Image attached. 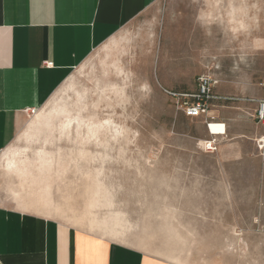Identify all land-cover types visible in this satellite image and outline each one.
<instances>
[{
    "label": "rangeland",
    "instance_id": "1",
    "mask_svg": "<svg viewBox=\"0 0 264 264\" xmlns=\"http://www.w3.org/2000/svg\"><path fill=\"white\" fill-rule=\"evenodd\" d=\"M206 73L264 97V0H161L96 47L40 107L49 125L0 152V203L184 264H264V176L249 161L224 174L169 93Z\"/></svg>",
    "mask_w": 264,
    "mask_h": 264
},
{
    "label": "crops",
    "instance_id": "2",
    "mask_svg": "<svg viewBox=\"0 0 264 264\" xmlns=\"http://www.w3.org/2000/svg\"><path fill=\"white\" fill-rule=\"evenodd\" d=\"M161 0H0V152L91 52ZM44 62L52 65L44 66ZM210 114L225 123L216 153L229 164L254 163L264 176V136L254 117L261 92L213 88ZM198 120L207 136L202 118ZM255 205L258 192L256 187ZM263 196L261 201H263ZM264 205V204H263ZM256 219V216H254ZM261 220H264L261 218ZM0 264H184L176 252L156 254L67 221L0 203Z\"/></svg>",
    "mask_w": 264,
    "mask_h": 264
},
{
    "label": "built area",
    "instance_id": "3",
    "mask_svg": "<svg viewBox=\"0 0 264 264\" xmlns=\"http://www.w3.org/2000/svg\"><path fill=\"white\" fill-rule=\"evenodd\" d=\"M44 66H51V62H44ZM219 82V79L211 74H201L197 77L196 90L193 93H172L176 98L182 97L179 103V109L182 113L190 118H202L207 136L199 141V147L204 152L216 153L219 148L220 141L226 136L225 123L217 120L214 115L210 114L211 100L215 98L213 94L214 86ZM37 108L28 109L30 117L37 113ZM254 117L260 123L264 131V98L257 100ZM264 136L259 139V147L263 146Z\"/></svg>",
    "mask_w": 264,
    "mask_h": 264
},
{
    "label": "bare ground",
    "instance_id": "4",
    "mask_svg": "<svg viewBox=\"0 0 264 264\" xmlns=\"http://www.w3.org/2000/svg\"><path fill=\"white\" fill-rule=\"evenodd\" d=\"M49 120H50V115L49 114H45L44 112L41 111V108H39L37 113L30 118V120L27 123L26 127L22 131V136H24L26 139H30V137L33 136L32 131L38 130L39 127H41V125H49V123H50ZM70 122L71 121L69 119L67 121V123H66V126L69 125ZM63 124H64V122H63ZM22 152L23 151H12L11 152V156L8 155V157L6 158V164L5 165L7 167L14 168L16 173H18L19 175L26 176V175H28L30 173L28 171L27 167H26L27 165L26 164L25 165L22 164V166H19L20 163H21V161H20L21 159H20L19 156L21 155ZM49 153H47V151L45 152L43 150L39 151V154H38L39 163H38L37 167L39 168L40 172H42L44 170H48L52 166V160L53 159L51 160V157L48 155ZM3 155H6V151L3 152Z\"/></svg>",
    "mask_w": 264,
    "mask_h": 264
},
{
    "label": "clouds",
    "instance_id": "5",
    "mask_svg": "<svg viewBox=\"0 0 264 264\" xmlns=\"http://www.w3.org/2000/svg\"><path fill=\"white\" fill-rule=\"evenodd\" d=\"M133 39H135V37H131L129 42H131Z\"/></svg>",
    "mask_w": 264,
    "mask_h": 264
}]
</instances>
